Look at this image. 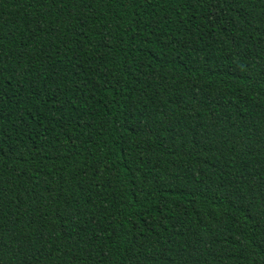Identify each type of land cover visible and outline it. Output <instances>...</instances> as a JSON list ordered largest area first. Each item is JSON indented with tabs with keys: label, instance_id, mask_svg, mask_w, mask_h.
<instances>
[{
	"label": "trees",
	"instance_id": "obj_1",
	"mask_svg": "<svg viewBox=\"0 0 264 264\" xmlns=\"http://www.w3.org/2000/svg\"><path fill=\"white\" fill-rule=\"evenodd\" d=\"M0 264H264V0H0Z\"/></svg>",
	"mask_w": 264,
	"mask_h": 264
}]
</instances>
